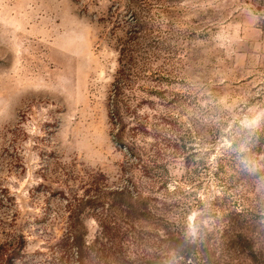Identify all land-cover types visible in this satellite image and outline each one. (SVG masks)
<instances>
[{
  "label": "rangeland",
  "instance_id": "374dc122",
  "mask_svg": "<svg viewBox=\"0 0 264 264\" xmlns=\"http://www.w3.org/2000/svg\"><path fill=\"white\" fill-rule=\"evenodd\" d=\"M263 17L264 0H0V264H264ZM122 49L145 168L114 139Z\"/></svg>",
  "mask_w": 264,
  "mask_h": 264
},
{
  "label": "trees",
  "instance_id": "16d2710c",
  "mask_svg": "<svg viewBox=\"0 0 264 264\" xmlns=\"http://www.w3.org/2000/svg\"><path fill=\"white\" fill-rule=\"evenodd\" d=\"M131 57L132 55H130L128 51L126 52V50L124 49L120 51V57H119L120 68L118 70L117 73L118 75L116 77V81L113 85V89L110 96V104L112 107L111 116L113 121L115 119V121L117 120L118 123H120L114 135V139L116 140L117 144L121 147L126 148V152H127L126 155H128L129 158L132 159V163H136L139 165L141 164L142 166H144L146 162L145 159H143L144 156L143 149L136 144L137 141L136 137L138 136L139 133L145 131L148 122L144 121L145 119L140 118L139 121H137L136 123V127L132 128L131 132H127L125 123H123V118H122L123 111L121 110L124 109L125 113H129V110L132 108L134 113L138 114L137 106L139 105V102L135 107L131 106L130 104L126 105V103L125 106H123L122 104L123 101L121 99V94L123 89L122 83L124 82L128 83L130 78L129 59H131ZM145 167L146 165L144 166V168Z\"/></svg>",
  "mask_w": 264,
  "mask_h": 264
},
{
  "label": "built area",
  "instance_id": "2783aa9c",
  "mask_svg": "<svg viewBox=\"0 0 264 264\" xmlns=\"http://www.w3.org/2000/svg\"><path fill=\"white\" fill-rule=\"evenodd\" d=\"M264 18V17H263Z\"/></svg>",
  "mask_w": 264,
  "mask_h": 264
}]
</instances>
